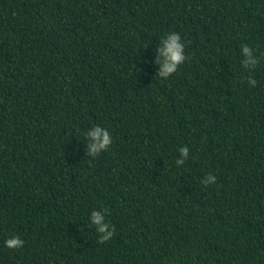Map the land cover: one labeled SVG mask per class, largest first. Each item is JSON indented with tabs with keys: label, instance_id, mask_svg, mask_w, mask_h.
<instances>
[{
	"label": "trees",
	"instance_id": "16d2710c",
	"mask_svg": "<svg viewBox=\"0 0 264 264\" xmlns=\"http://www.w3.org/2000/svg\"><path fill=\"white\" fill-rule=\"evenodd\" d=\"M0 264H264V0H0Z\"/></svg>",
	"mask_w": 264,
	"mask_h": 264
},
{
	"label": "clouds",
	"instance_id": "9594fccd",
	"mask_svg": "<svg viewBox=\"0 0 264 264\" xmlns=\"http://www.w3.org/2000/svg\"><path fill=\"white\" fill-rule=\"evenodd\" d=\"M161 47L158 49V55L163 57L161 71L159 73L160 77L168 78L175 74L179 66L182 65L186 59L184 45L181 42V37L177 33H169L165 38L161 40ZM242 53L247 59L244 61V66H255L258 63L256 58H253L252 49L248 45L242 46ZM251 85H255L256 81L254 79H249ZM90 139L93 141L89 145L90 156H97L102 151H106L112 144V136L108 131L103 130L101 127H94V130L87 133ZM181 158L176 160V165L178 167L184 165L185 159L189 156V149L187 146L180 149ZM216 182V177L214 175H208L207 178L202 181V183L207 186L214 184ZM103 216L98 212L92 213V223L96 226L97 232L101 233L99 237L100 243H105L113 238L115 229L109 224L102 223ZM112 227L111 231H108L109 227ZM24 241L18 236L9 238L5 241V246L8 249H16L23 247Z\"/></svg>",
	"mask_w": 264,
	"mask_h": 264
}]
</instances>
